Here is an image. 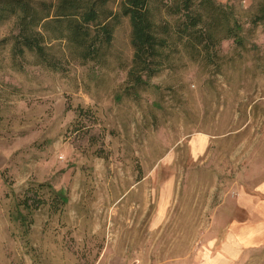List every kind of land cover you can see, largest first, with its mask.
I'll use <instances>...</instances> for the list:
<instances>
[{
  "label": "rangeland",
  "instance_id": "rangeland-1",
  "mask_svg": "<svg viewBox=\"0 0 264 264\" xmlns=\"http://www.w3.org/2000/svg\"><path fill=\"white\" fill-rule=\"evenodd\" d=\"M220 1L249 28L259 0ZM12 25H0V264H116L121 245L146 241L160 248L153 260H165L169 243L196 236L197 217L264 176L263 26L245 50L224 42L222 72L183 59L154 79L161 94L118 103L121 67L133 57L127 19L116 30L114 69L99 82L76 63L67 73L32 62L16 70L3 42ZM201 139L209 144L197 156ZM4 170L17 193L51 182L69 197L66 215L41 213L26 242L9 222Z\"/></svg>",
  "mask_w": 264,
  "mask_h": 264
},
{
  "label": "trees",
  "instance_id": "trees-1",
  "mask_svg": "<svg viewBox=\"0 0 264 264\" xmlns=\"http://www.w3.org/2000/svg\"><path fill=\"white\" fill-rule=\"evenodd\" d=\"M249 28L230 3L220 0H0V25L12 20L4 39L10 44L12 65L26 70L28 62L56 73H67L72 63L88 68L99 82L114 69L112 50L118 26L127 19L133 57L121 67L126 78L115 93L118 103L142 100L144 93L161 94L154 79L183 59L222 72L224 42L247 48V37L264 27V0L255 5ZM161 107L162 100L153 101ZM79 115H85L80 112ZM83 117V116H82ZM9 222L27 242L37 217H64L69 197L51 182H28L21 193L2 172Z\"/></svg>",
  "mask_w": 264,
  "mask_h": 264
},
{
  "label": "crops",
  "instance_id": "crops-1",
  "mask_svg": "<svg viewBox=\"0 0 264 264\" xmlns=\"http://www.w3.org/2000/svg\"><path fill=\"white\" fill-rule=\"evenodd\" d=\"M205 152L208 141L201 139ZM259 182L240 191L237 197L226 193V200L214 209L212 217H197L203 225L196 236L187 242L168 244L165 260H153L158 247L144 242L139 247L124 243L117 251L116 264H131L129 250L135 252L137 264H264V176ZM231 190L235 184H229ZM229 189V188H228ZM155 217L161 222L163 217ZM168 222L169 217L165 219ZM111 264H114V260Z\"/></svg>",
  "mask_w": 264,
  "mask_h": 264
}]
</instances>
